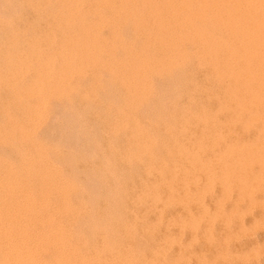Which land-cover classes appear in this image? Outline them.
<instances>
[{"label": "bare ground", "instance_id": "obj_1", "mask_svg": "<svg viewBox=\"0 0 264 264\" xmlns=\"http://www.w3.org/2000/svg\"><path fill=\"white\" fill-rule=\"evenodd\" d=\"M24 1H26V3H24V5L26 4V6H28V8L29 7L33 8V6L35 5L34 4L35 2L32 3V1H30V0H24ZM47 1L50 2L49 0H47ZM55 1H56L57 6L55 9H53V14H54L53 19L51 17V19L53 20L52 22L54 24V27L51 28L50 31H48V32L45 31V33L41 34V36H36L37 35L35 33L36 31L34 33L30 32V30L27 29L26 23L23 22L25 27H23L22 30L17 32V29H19V28H17L16 31H14V29L8 31L5 34V37H3L1 42H0V93L3 92L4 95H5V93L8 94V98H9V100L7 99L8 102L6 103L3 100L1 101V97H0V102H2L3 104L5 102V104L7 105L5 107H7L8 109H10V107H12L13 109L19 110V112L22 113V119L16 120L15 118L12 117L13 115L7 109L2 107L5 110V112L2 109L4 116H3V120L2 119H0V120L3 121V124L5 123L8 126H7V128L5 127V128H2V130H0V139H14V137H18V138L21 137L20 138L21 140L24 141L27 139L29 141L31 136H33L32 134L34 132V128L35 127L37 128L36 125H37L38 116L41 115V113L43 112V109L46 108L48 104H50L49 106L51 108L53 107L51 105V103H49V102L52 99H56V98L58 99V98L63 97V96H65V97L69 96L68 94L72 91V89L74 88V85L71 84L72 83L71 81H69L70 83H68V80L71 79V77L74 76L75 74L77 77L81 76V78H82V74L85 71L86 65L87 66L88 65H93V66L97 65L98 66V64H99V66H101V69H102L100 71H106L107 74L109 73V75L111 76L110 78L115 79L116 81H119L120 82L119 84L122 85L123 87H125V90L128 93V95L130 94V99L125 104V107H119V108L115 109V113L117 116L111 122L110 128L112 129L113 132H119V130H125V129L130 132L129 137L126 139L127 140L126 147L124 146L125 148L123 149V155H122L123 160L121 159L122 160L121 166L123 164L126 168H128V170H131L132 169L131 165L133 163H137L141 166H144V168H145L144 170H145V173L147 176V179H146L147 182H145L143 184L142 191L138 192L135 189L136 186L133 187V190L131 189L133 194H134V198H135L134 201L137 203H141L144 206L145 212L144 211L143 212L145 214L144 215L142 214L143 218H141V219H143V222L145 223L144 219H146L147 214H149V212H152L153 214H155V219L157 220V223H158V220L161 221L162 219H165L164 217H166L163 214V212H164V208L166 207L167 204L174 202V200H176V199H178V200L180 199V200H183L185 202L197 200L195 202V204L199 207V210L197 213L193 214L190 210H188L182 216L179 214L172 216L171 222L174 223L175 225L179 224V226H182L181 227L182 229L187 227V228H191V230H194L195 232H198L200 225L203 224V222H204L205 228H204V234L203 235H204V238H207L208 243L210 245L214 246L213 259L214 260L221 259V260L226 262L224 264H228V261L231 258L230 256H232L231 252L229 251V244H230L229 241H230V239H232V235L236 234V233L232 234L230 229H229L228 223H229V217L230 216H227V213L224 209L225 202H231V207H230L231 211H232L233 215L235 214L236 216H239V218L241 216L243 217L246 213L251 212V210L255 206L259 207L261 209V211H263L262 215L264 213V200H263L264 195H262L261 198L258 196L259 199L256 197L257 192H259V194H261V193L264 194V0H163L164 3L161 5L159 4L158 0L157 1L132 0L134 2V4H136L135 5L136 16L134 18H137L140 21H144L145 15H147V14L146 13L144 14L142 12L145 10H148L150 17L151 16L153 17L152 23L151 22L150 23L152 25V28L154 29V32H153V34H148V36L147 35L146 36H147V40H150V39L157 40L155 42H157V44H159L160 47H162V49H163L162 53H161L162 56H161V58H157L155 55V56H153L154 58L152 59V58L147 56L149 53L148 50H147V52H148L147 55L145 54V52H142V51H141L142 53L140 52L139 54H136L131 50V48L125 47L126 46L125 45L124 46L125 49L122 50L124 52V57H123L124 59L123 60H117V58L115 57L114 51H115V49H117L119 47L118 46L120 44V42H119V44L117 43V45L116 44L112 45V51H110L111 54L108 51V53H109L108 55L110 57L109 58L110 61L107 62L108 65H106V64L100 65V63H98V57H97L96 52L98 50L103 49L104 46L102 44V41H100L98 35L95 32L97 29H99L98 27L101 25V23H103L104 20H105L104 23H106L107 20L104 19L103 16L98 15L99 14L98 12H97L98 14H96V10L100 6H105V8L107 7L108 9L113 11V13H116V15H117V13H119L121 10H123L129 6L126 4H131V2H129V0H92V4L91 3L89 4L90 5L89 8H91L93 10V12L91 11L92 15L94 14L97 16L96 17L97 21L94 22V18H93V21L89 22L85 18V12H82V14H80V9L81 8L84 9V4H85L84 1L85 0H55ZM138 1H140V2H138ZM41 2H40V4H41ZM5 4H7V2H5ZM13 4L11 5V8H12ZM3 5H4V0H3ZM6 6H4V7H6ZM8 7H9V5L7 6V8ZM89 8L87 9V11H89ZM128 9H129V7H128ZM4 10H6V9L4 8ZM31 10L33 11V9H31ZM40 10H43V9L40 8ZM100 10H101V8H100ZM16 11H17V9H16ZM37 11H39V8L37 9ZM18 12H20V11L18 10ZM44 12H47V11H44ZM49 13H50V11H49ZM87 13H89V12H87ZM3 14H1V15H3ZM14 16H12V17H14ZM122 16L125 17L123 14H122ZM90 19H91V17H90ZM35 20L37 22V19H35ZM8 21H10V20H8ZM16 21H17V19H16ZM3 22H0V25L3 26V29L5 27L7 28V25L10 24V22H7L8 24L3 23ZM21 22H20V24H21ZM29 22H30V20H29ZM40 22H41V20H40ZM18 25H19V23L17 24V26ZM8 26L10 28V25H8ZM73 28L74 29L76 28V30L74 31ZM34 29H36V28H34ZM0 32H2V31H0ZM108 33H107V35H108ZM57 34H60V35L57 36ZM112 38H114V37H112ZM134 38H135V36H134ZM184 43L191 44V46L194 48V59H195L194 63L191 62V56L192 55L191 54L189 55L190 52L185 51V49L183 47ZM109 44H112V43H109ZM150 44L152 45V43H150ZM106 46H108V44ZM144 47H145V45L143 46V48ZM143 48H141V49H143ZM105 49H107V48H105ZM105 54H106V52H105ZM119 54H120V52H119ZM151 55H152V53H151ZM99 57H100V55H99ZM179 57L180 58L183 57L182 58L183 59L182 62H184L183 66L185 65L186 61H187V63L189 62V65L185 66L184 69H187L190 66L195 67V69H200V70L208 67L207 68L208 72L204 78V82H201V83H198L197 81L193 80L195 78V76L192 74H188V75L183 76V81H185L186 86H187L186 88H188V91H189V94L186 95L188 105L185 108V115L181 116L177 113H176V115L171 114L172 115L171 118H173V120L170 121L169 125H171V126L168 129H166V131H167L166 133L168 135L167 137H169V139H167L165 137L163 139H161L160 134L157 133L158 134L157 135L155 133L156 130L155 131L149 130L151 128L156 127V124L152 122L153 119L151 120V119L145 118L146 120H144L143 118L138 117L136 115V113L138 112V109L140 108L141 105H145V102H144L145 97L147 95H149V93H151L150 92L151 90H153V87L150 84L151 81L149 82V80L147 79V76L148 75H154V74L162 75L166 71H168L169 68L174 67V66L176 67V65H178V61H179L178 58ZM98 68L99 67H97V69ZM174 69L175 68H173V70ZM89 70H90V68H89ZM91 71H90V73H91ZM168 74L170 75V72H168ZM172 74L173 73H171V75ZM87 76L88 75H86V77ZM104 76H105V74H104ZM94 81L97 82V77L94 78ZM81 85L83 86V84H81ZM95 85H96V83H95ZM152 85H153V83H152ZM79 86H80V84H79ZM100 92H101V90H100ZM102 94H103V92H102ZM4 95H2V96H4ZM99 95H100V93H99ZM72 96H74V95H72ZM72 96H71V99H72ZM103 96H105V95H102V97ZM84 98L86 99L87 102L90 101V100L88 101V99H89L88 93L84 96ZM67 99H69V97H67ZM105 99H107V97ZM63 100H66V99H63ZM74 100H76V99H74ZM79 100H81V99L79 98ZM93 101H91V102H93ZM64 102H63V104H64ZM70 102H71V100H70ZM143 102H144V104H143ZM2 103H0V104H2ZM75 103H74V105L72 103V105L75 106ZM154 103H155V101H154ZM101 104H102V102H101ZM58 105H60V104H58ZM72 105L70 103L71 107H72ZM89 105H91V104H89ZM89 105H87V106H89ZM67 107H68V105H67ZM78 107H77V109H78ZM105 107L107 108V106H105ZM73 108L74 107H72V109ZM62 109H64V108H62ZM52 110H53V108H52ZM69 110H71V109H69ZM82 110H84V109H82ZM92 110H94V109H92ZM45 112L43 114H45ZM67 113H69V112H67ZM82 113H85V112L82 111ZM106 113H108V112H106ZM106 113H105V115H106ZM53 114H54V112H53ZM18 115H19V113H18ZM45 115L48 116L47 113ZM52 115H50V116H52ZM97 115H99V114L97 113ZM145 115H146V113H145ZM54 116H55V114L53 115V117ZM78 116H80V115H78ZM111 118H113V117H110V119ZM18 119H19V117H18ZM48 119L51 120L50 117H48ZM80 120H82V119H80ZM97 120H99V118ZM41 121H42V119H41ZM160 121H161L160 119H157V122H160ZM39 122H40V120H39ZM47 122H50V121L47 120ZM47 122H46V124H47ZM67 122H69V121H67ZM42 124H44V123H42ZM46 124H45V126L42 125L43 128L46 127ZM60 124H62V123H60ZM74 124H75V122H74ZM47 125L49 127V123ZM78 125H80V124H78ZM87 125H89V124H87ZM105 125H107V124H105ZM39 126H41V125H39ZM74 126H76V125H74ZM146 126H148V128H146ZM67 127H69V126H67ZM81 127H83V124ZM71 128H69L70 131H71ZM93 128H95V127H93ZM176 128H178V129L180 128V130H176ZM48 129H50V128H48ZM83 129H84V127H83ZM41 130H43V129H41ZM50 130H52V129H50ZM61 130H62V128H61ZM69 130H67V132ZM103 130H105V129H103ZM56 131H60V130L57 129ZM73 131H72V133H74ZM76 131H78V130H76ZM100 131H102V130H100ZM44 132H46V131H44ZM53 132H54V130H53ZM78 132H77V134H78ZM40 133H43V131L39 132V136H40ZM102 133H103V131H102ZM110 133H112V132H110ZM55 134H56V132H55ZM44 135H46V137H48L47 136L48 134H44ZM44 135H41L40 137H42V136L44 137ZM156 135L159 137H157ZM63 136H64V132H63ZM75 136H78V135H75ZM79 136H80V134H79ZM100 136H102V135H100ZM46 137H45V139H46ZM54 137L57 138V136H55V135H54ZM89 137H90V135H89ZM89 137L87 136V138H89ZM60 138L61 137H59V139ZM83 138H84V132H83ZM42 139H44V138H42ZM47 139H49V138H47ZM90 139L92 140V137ZM19 140H17V141H19ZM49 140H51V139H49ZM67 140L69 141V139H67ZM94 140H97V139H94ZM72 141H74V140H72ZM114 141H115V139H114ZM168 141L170 142L169 144H167ZM50 142H52V141H50ZM89 142H91V141H89ZM93 142H95V141L92 140V143ZM98 142H96V143H98ZM13 143H14V141H13ZM46 143H48L47 140H46ZM52 143H54V142H52ZM0 144H1V142H0ZM39 144L40 143L38 142V145H35L33 147L32 151L29 152L30 155H26L28 157L26 158L25 165H27V166L30 165L33 168V164L35 161H36L35 163H39L42 165L45 158H48V157H46L48 152H49L48 148H46L48 145H46V147H44V146L42 147ZM58 144H61V143H58ZM89 144H91V143H89ZM12 145H14V144H12ZM80 145H82V144H80ZM51 146L52 145H50V148H51ZM95 146H96V144H95ZM4 147H7V144H6V146L4 145ZM53 147H55V146L53 145ZM61 147H63V145ZM86 147H89V146L87 145ZM100 147H101V145H100ZM9 148H8V153H10ZM13 148H14L13 152H15V147H13ZM91 148H93V147H91ZM20 149L23 151V147ZM78 149H79V147H78ZM78 149H77V151H78ZM108 149H109V147L107 148V150ZM50 150H52V149H50ZM71 150L75 151L76 149L75 150L71 149ZM98 150H99V148L96 151H98ZM116 150L114 152L112 150V153H115V152L117 153ZM57 152H59V151H57ZM107 152L109 153V151H107ZM19 153H20V151H19ZM54 153L56 154V152H54ZM66 153H67V151H66ZM72 154H73V152H72ZM79 154H81V153H79ZM82 154H84V153H82ZM159 154H160V156H159ZM1 155H3V154H1ZM74 155H75V152H74ZM78 155H76V157ZM105 155H106V153H105ZM110 155H113V154H110ZM18 156H19V154H18ZM68 156H69V154H68ZM93 156H94V154H93ZM1 157H3V156H1ZM4 158H5V156H4ZM16 158L18 159V157H16ZM113 158H115V155H114V157H111V159H113ZM47 160L48 159H46V161ZM78 160H79V158H78ZM85 160H87V159H85ZM68 161H70V160H68ZM72 161H74V160H72ZM94 161H95V159H94ZM94 161L92 160V163H94V165H95ZM2 162L0 160V164H2ZM16 162H17V160H16ZM18 162H19V160H18ZM78 162H80V161H78ZM82 162H84V160ZM22 163H23V161H22ZM46 163H48V162H46ZM52 165H53V163H52ZM52 165L49 164V166H52ZM55 165H56V163H55ZM64 165H65V163H64ZM71 165L69 164L70 168L72 167ZM83 165H84V163H83ZM4 167H6V166H4ZM4 167H3V169H4ZM36 167H37V165H36ZM109 167H111V166H109ZM109 167H108V169H109ZM45 168H48V165H47V167L45 166ZM71 170H73V169H70V172H71ZM9 171H11V170H9ZM32 171H34V170H32ZM44 171H45V169H44ZM107 171H111V170H107ZM132 171H134V170H132ZM46 172L49 173V171H46ZM50 172H51V169H50ZM77 172H80L77 174H81V171H77ZM52 173H53V171H52ZM83 173L81 174L82 176H83ZM91 173H93V172L91 171ZM91 173L89 174L90 176H91ZM94 173H95V171H94ZM113 173H115V172L113 171ZM118 173H119V171H118ZM32 174H34V172ZM96 174H97V172H96ZM96 174H94V175H96ZM107 174H108V172H107ZM128 175H129V173H128ZM6 176H8V175H6ZM9 176H12V175H9ZM68 176H66V178H69ZM99 176H100V173H99ZM117 176H118V174H117ZM35 177H36V175H35ZM11 178H13V177H11ZM16 178H18V177H16ZM88 178L86 177V179H88ZM110 178L111 177H109V179ZM60 179L62 180V178H60ZM73 179L75 180V179H77V177L76 178L74 177ZM78 179H79V177H78ZM118 179L119 178L117 177V180ZM129 179H132V177ZM16 180L18 181L19 179H16ZM96 180L94 179V183ZM80 181H76V182L79 183ZM114 181L115 180H113L111 182L114 183ZM33 182H34V180H33ZM88 182H89V180H88ZM107 183H110V182H106V184ZM132 183H134V182H132ZM38 184H39V190L40 191H43V189L44 190L45 189H56V191L58 192V195L61 194L62 196H65L67 191L74 190V185H71L70 182H68V180L67 181L66 180L65 181L64 180L57 181L56 178H54V177L53 178L48 177V178L42 179V181ZM81 184H83V182ZM85 184H87V183L85 182ZM88 184H90V183H88ZM1 186L2 187H0V189H3V190H5L6 187L9 189H11V187L12 188L16 187L19 189L17 183L16 182H10V180L6 181V183L3 185L1 184ZM20 186H21V184H20ZM92 186H94V185H92ZM31 187L29 186L30 190H29V188L26 189V187H25V189H24L22 187V189H20V191H18L17 193H15V191H14L15 189H14L12 196L9 194L8 195L9 197H7V198H5L3 196L5 198V199L3 198L4 200L0 199V264H44V262L42 260L39 261L40 259L37 257V255H38L37 254V247H38V240L39 239L37 237H35V239L33 241H31L30 240V232L32 231L31 229H35V227L33 228L32 225L33 224L36 225L35 223L37 221H39V219L42 218L41 216H39L40 215L39 212L43 211L45 206L43 204V202H44L43 199H42V201H43L42 203L40 201V198L43 197L42 194L35 193L36 187H34V188H31ZM98 187H101V186H98ZM115 187H117V186H115ZM125 187H126V185H125ZM214 187L218 188V193H217L216 197L213 199L211 206L207 207L206 205H203V203H204L203 201H204L205 197L209 194V192ZM87 188H89V187H87ZM102 188L106 189V187H104V186H102ZM18 189H16V190H18ZM80 189H84V188H80ZM96 190H98L97 192H100L99 189H96ZM111 190H114V189H111ZM121 190L123 191V189H121ZM56 191L54 193H56ZM117 191H118V193H120L119 189ZM47 192H48V190H47ZM79 192L80 191H78V193ZM81 192H82V190H81ZM112 192H115V191H112ZM109 193L110 192L107 193V197L109 196L108 195ZM125 193H123V194H125ZM127 194L128 193H126V195ZM76 195H77V193H76ZM96 195H97V193H96ZM98 195L100 196V194H98ZM112 195L114 196V193ZM78 196H80V193ZM78 196H77V198H78ZM102 196H105V195L103 194ZM116 196H115V198H116ZM37 197H38V200H37ZM60 197H59V199H60ZM107 197H106V199H107ZM110 197L112 198V196H110ZM124 197H125V195H124ZM99 198H101V197H99ZM121 198L123 199V197H121ZM106 199H104V200H106ZM110 199H109V201H111ZM159 199L160 200L162 199L161 202H159ZM83 200L82 201L80 200V201L83 202ZM113 200H115V199H113ZM125 200H126V198H125ZM60 202H62V203H60V205L62 204L61 206L63 207V209H67L66 208V206H67L66 201L62 200ZM115 202H117V201H115ZM56 204H58L57 201H56ZM96 204L97 205H95V207L98 206V202ZM132 204L134 205L133 202H132ZM51 205H52V202H51ZM84 205H86V204H84ZM70 206L71 205H69V207ZM91 206H93V205H91ZM112 206H113V204H112ZM126 206L127 205H125V207ZM75 207H76V204H75ZM128 207H130V206H127L126 208L128 209ZM50 208H48V209H50ZM112 208L117 209V207H115V205ZM120 208L122 210L123 207L120 206ZM140 208H141V206H140ZM79 210H81V209H79ZM92 210H95V209L92 208ZM104 210H105V208H104ZM111 210H113V209H111ZM52 211H57V209L54 208ZM83 211H81L79 216H77V217L80 218ZM89 211H91V210H89ZM115 211H118V209ZM91 212H93V211H91ZM99 212L100 211H98L97 213H99ZM101 212L103 214V211H101ZM123 212H124V210H123ZM77 213H79V212L77 211ZM104 213H106V212H104ZM122 213H120V215ZM232 213H231V215H232ZM75 214H76V212H75ZM83 214H85V213H83ZM89 214H92V213H89ZM43 215H45L44 212H43ZM99 215H100V213H99ZM106 215H108V214H106ZM126 215H128V213ZM89 216L91 218V215H89ZM83 217H81V219ZM87 217H88V215H87ZM130 217H132V216H130ZM68 218H70V217H68ZM92 218H94V217H92ZM111 218H112V216H111ZM132 218H134V217H132ZM42 219L48 221V219H51V216L50 215L48 216L46 213V216H43ZM84 219H86V218H84ZM149 219H150V217L148 218V220ZM217 219L223 221L224 224H226V228H227L226 233L221 235V236H218V237L214 236L215 234H214V226H213ZM57 220H59V219H57ZM75 220H76V218H75ZM127 220H129V219H127ZM47 221H45V222L47 223ZM110 221L112 222V219ZM140 221H141L140 223H142V220H140ZM253 221H254L255 227H258V226L260 227V225H262L261 224L262 221H264V216L259 215V217L255 218ZM39 222H41V221H39ZM95 222H97V221H95ZM101 222H103V221H101ZM75 223H73V224H75ZM78 223H77V227H79ZM164 223H166V222H164ZM41 224H43V223H41ZM68 224H70V222ZM83 224H85V223H83ZM86 224H89V223H86ZM96 224L97 223H95V225ZM107 224H109V223H107ZM111 224H113V222ZM46 225H49V224H46ZM91 225H93V222ZM56 226L57 227L55 230V234L60 233L62 235V233H64V231H63L64 226L62 224H57ZM72 226H74V225H72ZM109 226H111V225H109ZM128 226H129V223H128ZM150 226H151V223H150ZM44 227H45V225H44ZM50 227H46L45 230L47 228H50ZM52 227H55V226H52ZM85 227L86 226H84V230H85ZM111 227H113V226H111ZM146 227H148V225H146ZM152 227L155 228V226H153V225H152ZM165 227H166V225H165ZM37 228H39V227H37ZM42 228H43V225H42ZM42 228H40V232H41ZM80 228L83 229L82 226ZM86 228H90V227L88 226ZM97 228H98V226H97ZM167 228H168V225H167ZM76 229H74V230H76ZM82 229H80V230H82ZM242 229L244 230V227ZM89 230H88V232H89ZM132 230L135 231V227ZM68 231H69V229H68ZM79 231L77 232V234L79 233ZM100 231H102V230H100ZM100 231L98 233H100ZM147 231H149V230H147ZM88 232H87V234H90ZM90 232L93 235V233H92L93 230ZM114 232H111V233L113 234ZM155 232H156V230H155ZM44 233H47V232H44ZM66 233L68 234V232H66ZM105 233L107 234V232H105ZM117 233H118V231H117ZM157 233H158V231H157ZM243 233H244V231H243ZM51 234H53V233H51ZM74 234H73V236H74ZM56 235H58V234H56ZM83 235L85 236V234H83ZM92 235H90V236H92ZM155 235H157V234H155ZM43 236H44V234H43ZM185 236H186V234H185ZM122 237H123V235H122ZM151 237H152V235H151ZM190 237H191V235H190ZM234 237H236V236H233V238ZM67 238H68V235H67ZM57 239H55V240L57 241ZM90 239H91V237H90ZM90 239H89V241H90ZM136 239H138V238H136ZM155 239H156V237L154 238L153 245L156 244ZM191 239L194 240V238H191ZM44 240H45V238H44ZM64 240H65V238H64ZM107 240H108V238H107ZM161 240H163V243H164L163 246H165L169 243L170 244L175 243L177 238L166 235V236L162 237ZM178 240H181L180 237H178ZM51 241H53V240L51 239ZM72 241H73V239H72ZM130 241H131V239H130ZM65 242H67V240H65ZM115 242H116V240H115ZM177 242L178 241H176V244H177ZM70 243H71V241H70ZM70 243H67V244L69 245ZM86 243H87V245L89 244V242H86ZM107 243L109 244L110 241H108ZM71 244L69 246H71ZM75 244H73V245H75ZM79 244H80V241H79ZM102 244H103V242H102ZM149 244H151V243L149 242ZM188 244H190V243H188ZM60 245L62 246V242ZM77 245H78V243H77ZM87 245H84V246H86V247L90 246V245L89 246H87ZM72 246H71V248H72ZM109 246H110V244H109ZM74 247L75 246H73V248ZM66 248H68V247H66ZM79 248L80 247H78L77 249H79ZM117 248H118V246H117ZM205 248H206V246H205ZM61 249H63V248H61ZM172 249H175V248H171V251H170L171 254H172ZM49 250H50V248H49ZM80 250H79V252H80ZM89 250H90V248H89ZM104 250H105V247H104ZM72 251H73V249H72ZM150 251H152V250H150ZM261 251H264V243L262 246H260L256 249L249 248L245 252L244 251H243V253L241 252L242 254H235V255L238 258H244V259L248 260V259L255 257ZM46 252H47V250H46ZM101 252H102V250H101ZM39 253H41V252H39ZM112 253H114V250ZM141 253H143V252H141ZM70 254H72V253H70ZM73 254H74V252H73ZM92 254H94V253L92 252ZM97 254H99V253H97ZM110 254H111V252H110ZM50 255H52V254H50ZM57 255H59V254H57ZM86 255H89L88 252H87V254H85V257H86ZM107 255L108 254H106V256ZM138 255H140V253ZM142 255H140V257ZM153 255H154V258H152V257L144 258V261H145L144 264H176L177 261H181L184 259L183 256L181 255L182 257H177L173 261H168L165 258V252H164L163 248L154 250ZM43 256L44 255H42V258H43ZM68 256H69V254H68ZM94 256H95V254H94ZM103 256H104V254H103ZM103 256H100V257H103ZM146 256H148V255L146 254ZM146 256H143V257H146ZM69 257H71V256H69ZM79 257L84 258V256L83 257L79 256ZM79 257H78V259H79ZM167 257H168V254H167ZM72 258H73V256H72ZM190 258H191V256H190ZM192 258H193V256H192ZM196 259H197L196 264H206L207 263L206 261L203 260V257H201L199 255H196ZM46 260H48V259H46ZM51 261L52 260H50V262ZM66 261H65V263H66ZM75 261H77V259H75ZM75 261L73 264H75ZM81 261H83V260H81ZM139 261H141V260L139 259ZM107 262H108V259H107ZM122 262H124V261L120 260L119 264H123ZM133 262L134 261H132V263ZM76 263H78V262H76ZM82 263L83 262H81V264ZM88 263H91V262H88ZM96 263H97V261L94 262V264H96ZM124 263L126 264V262H124Z\"/></svg>", "mask_w": 264, "mask_h": 264}, {"label": "rangeland", "instance_id": "obj_2", "mask_svg": "<svg viewBox=\"0 0 264 264\" xmlns=\"http://www.w3.org/2000/svg\"><path fill=\"white\" fill-rule=\"evenodd\" d=\"M2 1V2H1ZM11 1V2H10ZM32 1V3H34L35 5L32 7H29L26 6V4L24 5V3H26V1L24 0H4V5H3V0H0V22H3V23H7V22H10V28L9 26L7 25V28L5 27L3 29V26L0 25V42L2 40L3 37H5V34L10 31V30H13L16 31L17 28V32L22 30L23 27H25V25L23 24V22L26 23V26H27V29L30 30V32H35L37 35L36 36H41V34H44L45 31L48 32L51 30V28L54 27V24H53V9L56 8V1L55 0H49L50 2H48L47 0H30ZM42 1V2H41ZM151 1H157V0H151ZM5 2H7V4H5ZM21 2V3H20ZM23 2V3H22ZM41 2V4H40ZM45 2V3H44ZM85 4H84V9H80V14H82V12H85V18L87 21L89 22H92L93 21V18H94V22L97 21V16L96 15H92L91 11L93 12V10L91 8H89V4L91 3L92 4V0H85L84 1ZM127 2V1H126ZM129 2H131V4H126V5H129V9L128 7L121 10L119 13H113V11H111L110 9H108L107 7L105 8V6H100L97 10H96V14L98 15H101L104 17V19L107 20L106 23L105 20L103 23H101V25L98 27L99 29L96 30V34L98 35L100 41H102V44H103V49L101 50H98L96 53H97V57H98V63H100V65L102 64H106L108 65L107 62L110 61V57H109V53L110 51H112V45L113 44H116L117 43L120 44L118 45L119 47L117 49H115L114 53H115V57L117 58V60H123L124 58V52L122 50L125 49V47H128V48H131V50L136 53V54H139L141 51L142 52H145V54L147 55L148 53V57L150 58H154L153 56L156 55L157 58H161V53H162V47H160L159 44H157V40L155 39H150V40H147V36L148 34H153L154 32V29L152 28V20H153V17L149 15V11L148 10H145L143 11L142 13H146L147 15H145V19L144 21H140L139 19L137 18H134L136 16L135 14V5L134 2L132 0H129ZM140 2V1H138ZM159 4H163V0H158ZM9 3V4H8ZM13 4L12 8H11V5ZM39 3V4H38ZM51 3V4H50ZM19 4V5H18ZM53 4V5H52ZM9 5V7L7 8V6ZM132 5V6H131ZM6 6V7H4ZM42 6V7H41ZM45 6V7H44ZM134 6V7H133ZM15 7V8H14ZM18 7V8H17ZM36 7V8H35ZM44 7V8H43ZM4 8L6 10H4ZM10 8V9H9ZM14 8V9H13ZM39 8V11H37V9ZM43 9V10H40ZM89 8V11H87V9ZM101 8V10H100ZM105 8V9H104ZM17 9V11H16ZM33 9V11L31 10ZM36 11H35V10ZM2 10V11H1ZM18 10L20 12H18ZM23 10V11H22ZM27 10V11H26ZM16 11V12H15ZM30 11V12H29ZM44 11H47V12H44ZM50 11V13H49ZM111 11V12H110ZM130 11V12H129ZM5 14H3V13ZM43 12V13H42ZM89 12V13H87ZM98 12V13H97ZM11 13V14H10ZM15 13V14H14ZM32 13V14H31ZM39 13V14H38ZM131 13V14H130ZM3 14V15H1ZM13 14V15H12ZM23 14V15H22ZM111 14V15H110ZM122 14L125 16L123 17ZM15 15V16H14ZM20 15V16H19ZM91 15V16H90ZM11 16V17H10ZM14 16V17H12ZM48 16V17H47ZM50 16V17H49ZM113 16V17H112ZM129 16V17H128ZM3 17V18H2ZM5 17V18H4ZM37 17V18H36ZM42 17V18H41ZM52 17V19H51ZM91 17V19H90ZM7 18V19H6ZM17 21H16V19ZM33 18V19H32ZM37 19V22L35 19ZM117 18V19H116ZM127 18V19H126ZM19 19V20H18ZM39 19V20H38ZM110 19V20H109ZM151 19V20H150ZM10 20V21H8ZM30 20V22H29ZM41 20V22H40ZM115 20V21H114ZM122 22H121V21ZM6 21V22H5ZM22 21V22H21ZM120 21V22H119ZM21 22V24H20ZM48 24H47V23ZM112 22V23H111ZM141 22V23H140ZM151 22V23H150ZM19 23V25L17 26V24ZM46 24V25H45ZM107 24V25H106ZM148 24V25H147ZM21 25V26H20ZM52 25V26H51ZM118 25V26H117ZM145 25V26H144ZM13 26V27H12ZM38 26V27H37ZM102 26V27H101ZM117 27V28H116ZM149 27V28H148ZM2 28V29H1ZM36 28V29H34ZM116 28V29H115ZM9 29V30H8ZM47 29V30H46ZM104 29V30H103ZM109 29V30H108ZM135 29V30H134ZM38 30V31H37ZM73 30L75 31L76 28ZM139 30V31H138ZM5 31V32H4ZM102 31V32H101ZM118 31V32H117ZM29 32V31H28ZM100 32V33H99ZM106 32V33H105ZM109 32V33H108ZM128 32V33H127ZM135 32V33H134ZM108 33V35H107ZM111 33V34H110ZM134 33V34H133ZM144 34V35H143ZM60 34H57V36H59ZM118 35V36H117ZM147 35V36H146ZM135 36V38H134ZM146 36V37H145ZM104 37V38H103ZM114 37V38H112ZM121 38V39H120ZM131 38V39H130ZM134 39V40H133ZM112 40V41H111ZM141 40V41H140ZM110 41V42H109ZM129 41V42H128ZM132 41V42H131ZM139 41V42H138ZM114 42V43H113ZM116 42V43H115ZM131 42V43H130ZM152 43V45L150 43ZM105 43V44H104ZM109 43H112V44H109ZM149 43V44H148ZM108 44V46H106ZM141 44V45H140ZM147 44V45H146ZM126 45V46H125ZM133 45V46H132ZM145 45V47L143 48V46ZM187 45V46H186ZM125 46V47H124ZM135 49H134V48ZM151 47V48H150ZM183 47L185 49L186 52H190L189 55L191 54V62H195V59H194V48L191 46V44H187V43H184L183 44ZM107 48V49H105ZM143 48V49H141ZM149 48V49H148ZM153 48V49H152ZM177 48V47H176ZM193 48V49H192ZM134 49V50H133ZM138 49V50H137ZM137 50V51H136ZM148 50V52H147ZM192 50V51H191ZM106 54H105V52ZM109 51V53H108ZM117 52V53H116ZM120 52V54H119ZM141 52V53H142ZM152 53V55H151ZM100 57H99V55ZM104 54V55H103ZM111 54V53H110ZM118 56H117V55ZM122 54V55H121ZM102 55V56H101ZM103 57V58H102ZM102 60H100V59ZM120 58V59H119ZM183 58V57H182ZM182 58H178V65H176V67H171L169 68L168 71H166L164 74L162 75H157V74H154V75H148L147 76V79L149 80L151 86L153 87V90H151L149 93V95H147L145 97V105H141L140 108L138 109V112L136 113V115L138 117H141L143 118L144 120L146 119H153L152 122L156 124V127L155 128H151L149 129L150 131H155V133L157 134H160V137L161 139H163L164 137L169 139V137H167V131L166 129H168L171 125L170 124V121L173 120L172 115L176 113L181 115V116H184L185 115V108L187 107L188 105V102H187V94H189V91H188V88H186V83L185 81H183V76L185 75H188V74H192L195 76V78L193 80L197 81L198 83H201V82H204V78L208 72V67L207 68H203V69H195V67H188L187 69H184L185 66H188L189 65V62L187 63V61L185 62V65L183 66V59ZM106 59V60H105ZM105 60V61H104ZM194 60V61H193ZM182 63H181V62ZM187 64V65H186ZM183 66V67H182ZM90 70H89V68ZM97 67H99L97 69ZM192 67V68H191ZM173 68H175L173 70ZM88 69V70H87ZM97 69V70H96ZM92 70V71H91ZM102 70L101 69V66H93V65H86L85 66V71L84 73L82 74V78L81 76L77 77L76 74L74 76L71 77V79L68 80V83H70L69 81H71L72 85H74V90L72 89V91L68 94L69 96V99H67V97L63 96V97H60V98H56V99H52L49 103H51V105L53 106V110L52 108L49 106L50 104L47 105L46 108L43 109V112L41 113L40 116H38L37 118V128L35 129L34 128V132H33V136H31L30 140L28 141L27 139L26 140H21L20 138L21 137H14V139H0V142H1V146H0V160L2 162V164H0V187L1 184H5L6 181H9L10 182H16L19 189L18 188H12L9 189L6 187L5 190L3 189H0V199H3L4 197L7 198L9 197L8 195L10 194L12 196V193L15 191V193H17L18 191H20V189H22V187L25 189H28L29 186L32 187L31 188H34L36 187V192L37 194H42V198H40V201L41 203L43 202L44 204V209L43 211H40L39 212V216H41L43 218V216H46V213L47 215L51 216V219H48L47 220H43L42 218L39 219V221H37L35 224L36 225H32L33 228L35 227V229H31L30 231V240L33 241L35 239V237H37L39 240H38V247H37V257L40 259L39 261H43L44 264H73L75 259H77V261H75V264H81V262H83L82 264H94V262L97 261L96 264H119V261L120 260H123L124 262H126V264H144L145 261H144V258H149V257H152L154 258V255H153V252L154 250L156 249H161L163 248L164 249V252H165V258L168 260V261H173L175 260V258L177 257H182L183 256V260L181 261H177L176 264H196L197 263V259H196V255H199L201 257H203V260L206 261L207 263L206 264H224L226 263L225 261L221 260V259H218V260H214L213 259V254H214V246L213 245H210L207 241V238H204V228H205V223L203 222V224L200 225L199 227V230L198 232H195L194 230H191V228H181L182 226H179V224H174L171 222V218L172 216L174 215H184L185 212H187L188 210H190L193 214L197 213L198 210H199V207L195 204V202L197 200H194V201H190V202H185L183 200H174V202L172 203H169L166 205V207L164 208V212L163 214L168 218L164 217L165 219H162L161 221L158 220V223H157V220L155 219V214H153L152 212H149V214H147L146 216V219H144L145 223L143 222V216L142 214L144 215L145 213V210H144V206L141 204V203H137L134 201V194L132 192L133 190V187H135V189L138 191V192H141L142 191V188H143V184L145 182H147V176H146V173H145V168L144 166H141L137 163H133L131 166V170H128V168H126L123 164L121 166V161L123 160V149L126 147V142H127V138L129 137L130 135V132L128 130H119V132H113L112 129L110 128V124L111 122L116 118V113H115V109L116 108H119V107H125V104L127 103V101H129L130 99V94L128 95V93L126 92L125 90V87H123L122 85H120L119 81H116L115 79H112L110 78L111 76L109 75V73L107 74L106 71H100ZM88 71V72H87ZM91 71V73H90ZM197 71V72H196ZM101 72V73H100ZM104 72V73H103ZM168 72H170V75L168 74ZM179 72V73H178ZM188 72V73H187ZM86 73V74H85ZM171 73H173L171 75ZM185 73V74H184ZM199 73V74H198ZM105 74V76H104ZM86 75H88L86 77ZM169 75V76H168ZM101 78H100V77ZM159 76V77H158ZM97 77V82L94 81V78ZM182 77V78H181ZM99 78V79H98ZM107 78V79H106ZM110 78V79H109ZM174 78V79H173ZM103 79V80H102ZM105 79V80H104ZM76 80V81H75ZM84 80V81H83ZM92 80V81H91ZM199 80V81H198ZM83 82V83H82ZM96 83V85H95ZM99 83V84H98ZM110 83V84H109ZM153 83V85H152ZM159 83V84H158ZM80 84V86H79ZM83 84V86L81 85ZM91 84V85H90ZM102 86H101V85ZM115 86H114V85ZM158 85V86H157ZM76 86V87H75ZM90 88H89V87ZM97 86V87H96ZM111 86V87H110ZM157 86V87H156ZM100 87V88H99ZM104 87V88H103ZM77 88V89H76ZM92 88V89H91ZM95 88V89H94ZM109 88V89H108ZM89 89V90H88ZM98 89V90H97ZM170 89V90H169ZM101 90V92H100ZM103 90V91H102ZM106 90V91H105ZM177 90V91H176ZM75 92V93H74ZM91 92V93H90ZM94 92V93H93ZM100 95H99V93ZM103 92V94H102ZM88 93V101H86V99L84 98V96ZM156 93V94H155ZM181 93V94H180ZM80 94V95H79ZM155 94V95H154ZM4 95L3 92L0 93V97H1V101H5L6 103L8 102L9 98H8V94L5 93V97L2 96ZM74 95V96H72ZM78 95V96H77ZM82 95V96H81ZM91 95V96H90ZM102 95H105L102 97ZM127 97H126V96ZM157 95V96H156ZM71 96H72V99H71ZM111 96V97H110ZM4 97V98H3ZM65 97V98H64ZM81 100H79V98ZM107 97V99H105ZM114 97V98H113ZM124 97V98H123ZM158 97V98H157ZM172 98V99H171ZM8 99V100H7ZM63 99H66V100H63ZM76 99V100H74ZM83 99V100H82ZM104 99V100H103ZM111 99V100H110ZM157 99V100H156ZM7 100V101H6ZM54 100V101H53ZM57 100V101H56ZM71 100V102H70ZM95 102H94V101ZM102 100V101H101ZM160 100V101H159ZM177 100V101H176ZM65 101V102H64ZM77 101V102H76ZM86 101V102H85ZM93 101V102H91ZM102 104H101V102ZM155 101V103H154ZM180 101V102H179ZM2 103L0 104V119L3 120V111L5 112V109H7L13 116V118H15L16 120H20L22 119V113L19 112V110H15L13 109L12 107H10V109H8L6 104ZM53 102V103H52ZM64 102V104H63ZM77 104H76V103ZM105 102V103H104ZM143 102V104H144ZM70 103L72 105H74L75 103V106L72 105V107H76L74 110L72 109V107L70 106ZM80 103V104H79ZM83 103V104H82ZM105 105H104V104ZM57 104V105H56ZM60 104V105H58ZM91 104V105H89ZM101 104V105H100ZM62 105V106H61ZM65 105V106H64ZM68 105V107H67ZM79 107H78V106ZM89 105V106H87ZM97 105V106H96ZM110 105V106H109ZM152 105V106H151ZM175 105V106H174ZM186 105V106H185ZM86 106V107H85ZM107 106V108L105 107ZM3 107V108H2ZM71 107V108H70ZM78 107V109H77ZM81 107V108H80ZM84 107V108H83ZM93 107V108H92ZM144 107V108H143ZM155 107V108H154ZM64 108V109H62ZM80 108V109H79ZM102 108V109H101ZM143 108V109H142ZM180 108V109H179ZM182 108V109H181ZM3 109V111H2ZM47 109V110H46ZM50 109V110H49ZM56 109V110H55ZM61 109V110H60ZM71 109V110H69ZM82 109H86L85 111L82 110ZM94 109V110H92ZM114 109V110H113ZM169 109V110H168ZM58 110V111H57ZM64 110V111H63ZM77 110V111H76ZM79 110V111H78ZM85 112V113H82V111ZM92 110V111H91ZM112 110V111H111ZM46 111V112H45ZM50 111V112H49ZM62 111V112H61ZM114 111V112H113ZM45 112V114L47 113V115L43 114ZM53 112L55 114V118L53 117ZM65 112V113H64ZM69 112V113H67ZM71 112V113H70ZM77 112V113H76ZM80 112V113H79ZM94 112V113H93ZM108 112V113H106ZM110 112V113H109ZM19 113V115H18ZM59 113V114H58ZM82 113V114H81ZM90 113V114H89ZM97 113L99 115H97ZM106 113V115H105ZM146 113V115H145ZM181 113V114H180ZM15 114V115H14ZM21 114V115H20ZM53 114V115H52ZM68 114V115H67ZM72 114V115H71ZM172 114V115H171ZM52 115V116H50ZM80 115V116H78ZM87 115V116H86ZM90 115V116H89ZM111 115V116H110ZM60 116V117H59ZM62 116V117H61ZM64 116V117H63ZM72 116V117H71ZM77 116V117H76ZM92 116V117H91ZM99 116V117H98ZM19 117V119H18ZM48 117H50L51 120L48 119ZM58 117V118H57ZM81 117V118H80ZM103 117V118H102ZM107 119H106V118ZM110 117H113L110 119ZM152 117V118H151ZM165 117V118H164ZM54 118V119H53ZM79 118V119H78ZM99 118V120H97ZM146 118V119H145ZM14 119V120H15ZM42 119V121H41ZM45 121H44V120ZM53 119V120H52ZM82 119V120H80ZM105 119V120H104ZM157 119H160L161 121L160 122H157ZM40 120V122H39ZM50 121V122H47ZM60 120V121H59ZM75 120V121H74ZM77 120V121H76ZM80 120V121H79ZM58 121V122H57ZM69 121V122H67ZM75 124H74V122ZM99 121V122H98ZM102 121V122H101ZM49 123V127L48 125L46 124ZM71 122V123H70ZM81 122V123H80ZM44 123V124H42ZM62 123V124H60ZM70 123V124H69ZM104 123V124H103ZM46 124V127L43 128V126H45ZM80 124V125H78ZM83 124V127H81ZM89 124V125H87ZM107 124V125H105ZM163 124V125H162ZM39 125H43L42 127L39 126ZM58 125V126H57ZM61 125V126H60ZM76 125V126H74ZM86 125V126H85ZM103 125V126H102ZM8 125H6L5 123L3 124V121L0 120V130H2V128H7ZM53 126V127H52ZM64 126V127H63ZM69 126V127H67ZM88 126V127H87ZM90 126V127H89ZM161 126V127H160ZM52 127V128H51ZM56 127V128H55ZM67 127V128H66ZM73 129H72V128ZM81 127V128H80ZM95 127V128H93ZM160 127V128H159ZM163 127V128H162ZM52 130H50V129ZM54 128V129H53ZM62 128V130H61ZM69 128H71V131L69 130ZM80 128V129H79ZM146 128H148V126H146ZM163 130H162V129ZM39 131H38V130ZM43 129V130H41ZM60 130V131H56V130ZM65 129V130H64ZM88 131H87V130ZM105 129V130H103ZM129 129V128H128ZM54 130V132H53ZM67 130H69L67 132ZM74 130V131H73ZM78 130V131H76ZM90 130V131H89ZM92 130V131H91ZM94 130V131H93ZM102 130V131H100ZM148 130V131H149ZM165 130V131H164ZM176 130H180V128H176ZM43 131L44 134H48L46 137V135H44L43 133H40V136L41 135H44V137H40L39 136V132ZM44 131H48L47 133L44 132ZM72 131L74 133H72ZM81 131V132H80ZM101 133H100V132ZM36 132V133H35ZM56 132V134H55ZM62 132V133H61ZM63 132H64V136H63ZM78 132V134H77ZM83 132H84V138H83ZM88 134H87V133ZM112 132V133H110ZM86 133V134H85ZM154 133V132H153ZM164 133V134H163ZM58 134V135H57ZM61 134V135H60ZM67 134V135H66ZM72 134V135H71ZM74 134V135H73ZM80 134V136H79ZM82 134V135H81ZM98 134V135H97ZM109 134V135H108ZM157 134V135H158ZM166 134V135H165ZM51 135V136H50ZM57 136L56 137H54ZM69 135V136H68ZM75 135H78V136H75ZM90 135V137H89ZM96 135V136H95ZM102 135V136H100ZM156 135V136H157ZM16 136V135H15ZM36 136V137H35ZM67 136V137H66ZM87 136L89 138H87ZM46 137V139H45ZM59 137H61L59 139ZM63 137V138H62ZM71 137V138H70ZM78 137V138H77ZM80 137V138H79ZM92 137V140L95 141L92 143V140L90 139ZM95 137V138H94ZM98 137V138H97ZM100 137V138H99ZM108 137V138H107ZM113 137V138H112ZM159 137V136H157ZM16 138V139H15ZM44 138V139H42ZM51 140H49V139ZM74 138V139H73ZM97 139V140H94V139ZM120 138V139H119ZM20 139V140H19ZM53 139V140H52ZM65 141H64V140ZM69 139V141L67 140ZM77 139V140H76ZM82 139V140H81ZM99 139V140H98ZM115 139V141H114ZM166 139V140H167ZM12 140V141H11ZM19 140V141H16ZM40 140V141H39ZM45 140V141H44ZM46 140L48 143H46ZM49 140V141H48ZM74 140V141H72ZM14 141V143H13ZM54 143H52V142ZM56 141V142H55ZM72 141V142H71ZM78 141V142H77ZM81 141V142H80ZM91 141V142H89ZM99 141V142H98ZM110 141V142H109ZM38 142L40 143L39 145L40 146H44L46 147V145H48L46 148H48L49 152L47 154L46 157L48 158H45V160L43 161V164H39V163H35L33 164V168L32 166H27L25 165V162H26V158L28 156L26 155H30V151H32L33 147L35 145H38ZM44 142V143H43ZM88 142V143H87ZM98 142V143H96ZM125 144H124V143ZM11 143V144H10ZM26 143V144H25ZM29 143V144H28ZM34 143V144H33ZM58 143H61V144H58ZM82 145H80V144ZM91 143V144H89ZM96 146H95V144ZM170 142L168 141L167 144H169ZM7 144V147H4V145L6 146ZM9 144V145H8ZM14 144V145H12ZM17 144V145H16ZM23 144V145H22ZM76 144V145H75ZM89 147H86L87 145ZM21 145V146H20ZM50 145L51 148H50ZM53 145L55 147H53ZM63 145V147H61ZM66 145V146H65ZM78 145V146H77ZM85 147H84V146ZM99 145V146H98ZM101 145V147H100ZM3 146V147H2ZM18 146V147H17ZM20 146V147H19ZM31 146V147H30ZM59 146V147H58ZM65 146V147H64ZM107 146V147H106ZM114 146V147H113ZM125 146V147H124ZM10 147V148H9ZM15 147V152H13L14 148ZM23 147V151L20 149ZM30 149H28V148ZM67 147V148H66ZM81 150H79L78 149ZM93 147V148H91ZM109 147V149L107 150V148ZM8 148H9V152L8 153ZM12 148V149H11ZM25 148V149H24ZM66 148V149H65ZM70 148V149H69ZM99 148V150L101 151H96L97 149ZM101 148V149H100ZM12 151H11V150ZM20 153H19V151ZM28 149V150H27ZM52 149V150H50ZM60 149V150H59ZM71 149H76L75 151L71 150ZM78 149V151H77ZM84 149V150H83ZM111 149V150H110ZM117 149V150H116ZM86 150V151H85ZM103 150V151H102ZM112 150L113 152L116 150L117 153H112ZM26 151V152H25ZM59 151V152H57ZM64 151V152H63ZM67 151V153H66ZM69 151V152H68ZM84 151V152H83ZM109 151V153L107 152ZM111 151V152H110ZM12 152V153H11ZM56 152V154L54 153ZM63 152V153H62ZM73 152V154H72ZM74 152H75V155H74ZM95 152V153H94ZM24 153V154H23ZM65 153V154H64ZM81 153V154H79ZM84 153V154H82ZM88 153V154H87ZM99 153V154H98ZM106 153V155H105ZM119 153V154H118ZM3 154V155H1ZM11 154V155H10ZM16 154V155H15ZM19 154V156H18ZM59 154V155H58ZM69 154V156H68ZM79 154V155H78ZM94 154V156H93ZM110 154H113V155H110ZM73 155V156H72ZM76 155H78L76 157ZM84 155V156H83ZM87 155V156H86ZM97 155V156H96ZM115 155V158L111 159V157H114ZM3 156V157H1ZM5 156V158H4ZM22 156V157H21ZM80 156V157H79ZM83 156V157H82ZM91 156V157H90ZM120 156V157H119ZM160 156V154H159ZM10 157V158H9ZM18 157V159L16 158ZM34 157V156H33ZM57 157V158H56ZM73 157V158H72ZM108 157V158H107ZM10 160H9V159ZM21 158V159H20ZM67 158V159H66ZM72 158V159H71ZM79 158V160H78ZM83 158V159H82ZM92 158V159H91ZM46 159H48L46 161ZM50 159V160H49ZM59 159V160H58ZM87 159V160H85ZM95 159V161H94ZM98 159V160H97ZM122 159V160H121ZM6 160V161H5ZM14 162H13V161ZM17 160V162H16ZM19 160V162H18ZM25 160V161H24ZM53 160V161H52ZM62 160V161H61ZM65 160V161H64ZM70 160V161H68ZM74 160V161H72ZM84 160V162H82ZM92 160L95 162V165L94 163H92ZM21 161V162H20ZM23 161V163H22ZM51 161V162H50ZM59 161V162H58ZM72 161V162H71ZM80 161V162H78ZM114 161V162H113ZM48 162V163H46ZM77 162V163H76ZM87 162V163H86ZM99 162V163H98ZM12 163V164H11ZM53 163V165H52ZM56 163V165H55ZM67 166H65L64 165ZM67 163V164H66ZM82 165H81V164ZM84 163V165H83ZM113 163V164H112ZM120 163V164H119ZM52 165V166H49ZM60 164V165H59ZM69 164L72 166L70 168ZM102 164V165H101ZM112 164V165H111ZM10 165V166H9ZM37 165V167H36ZM48 165V168H45V166L47 167ZM91 165V166H90ZM108 165V166H107ZM6 166V167H4ZM12 166V167H11ZM17 166V167H16ZM43 166V167H42ZM83 166V167H82ZM96 166V167H95ZM104 166V167H103ZM111 166V167H109ZM134 166V167H133ZM4 167V169H3ZM14 167V168H13ZM28 167V168H27ZM55 169H54V168ZM77 169H76V168ZM88 167V168H87ZM90 167V168H89ZM109 167V169H108ZM31 168V169H30ZM35 168V169H34ZM73 169L71 170L70 172V169ZM84 168V169H83ZM94 168V169H93ZM96 168V169H95ZM106 168V169H105ZM112 168V169H111ZM11 171H9V170ZM13 169V170H12ZM45 169V171H44ZM50 169H51V172H50ZM76 171H75V170ZM92 169V170H91ZM17 170V171H16ZM26 170V171H25ZM29 170V171H28ZM34 170V171H32ZM39 170V171H38ZM89 170V171H88ZM95 173H94V171ZM107 170H111V171H107ZM117 170V171H116ZM134 170V171H132ZM142 170V171H141ZM37 171V172H36ZM46 171H49L46 172ZM53 171V173H52ZM77 171H81V174L83 173V176L81 174H77V173H80V172H77ZM83 171V172H82ZM87 171V172H86ZM91 171L96 174L97 172V176L94 175L93 173H91ZM113 171L115 173H113ZM119 171V173H118ZM34 172V174H32ZM36 172V173H35ZM44 172V173H43ZM66 172V173H65ZM70 172V173H69ZM76 172V173H75ZM91 173V176L89 175ZM108 172V174H107ZM122 172V173H121ZM131 172V173H130ZM144 172V173H143ZM31 173V174H30ZM38 173V174H37ZM43 173V174H42ZM74 173V174H73ZM89 173V174H88ZM99 173H100V176H99ZM113 173V174H112ZM129 173V175H128ZM134 173V174H133ZM41 174V175H40ZM49 174V175H48ZM53 174V175H52ZM112 174V175H111ZM115 174V175H114ZM118 174V176H117ZM124 174V175H123ZM8 175V176H6ZM9 175H12V176H9ZM32 177H31V176ZM36 175V177H35ZM39 177H38V176ZM45 175V176H44ZM52 175V176H51ZM69 175V176H68ZM74 175V176H73ZM95 177H94V176ZM104 175V176H103ZM123 175V176H122ZM132 175V176H131ZM136 175V176H135ZM142 175V176H141ZM66 176H68L69 178H66ZM72 176V177H71ZM125 176V177H124ZM6 179H4V178ZM13 177V178H11ZM15 177V178H14ZM18 177V178H16ZM38 177V178H37ZM56 178L57 181H62V180H68V182H70L71 185H74V190H69L66 192L65 196H62L61 194L58 195V192L56 191V189H43V191H40L39 190V184L42 179H45V178ZM65 177V178H64ZM71 177V178H70ZM76 178L77 179H73V178ZM79 177V179H78ZM81 177V178H80ZM86 177L88 179H86ZM102 177V178H101ZM109 177H111L109 179ZM117 177L120 179L117 180ZM132 179H129L131 178ZM32 178V179H31ZM41 178V179H40ZM59 178V179H58ZM62 178V180L60 179ZM92 178V179H91ZM101 178V179H100ZM12 179V180H11ZM16 179H19L18 181ZM25 179V180H24ZM30 179V180H29ZM70 179V180H69ZM82 179V180H81ZM94 179L96 180L95 183H94ZM108 179V180H107ZM5 182H4V181ZM16 180V181H15ZM24 180V181H23ZM34 180V182H33ZM75 182H74V181ZM81 180V181H80ZM84 180V181H83ZM86 180V181H85ZM89 180V182H88ZM114 181L111 182V181ZM37 181V182H36ZM76 181H80L79 183L76 182ZM92 181V182H91ZM117 181V182H116ZM4 182V183H3ZM25 182V183H24ZM83 182V184H81ZM85 182L87 184H85ZM106 182H110V183H107ZM116 182V183H115ZM134 182V183H132ZM23 183V184H22ZM90 183V184H88ZM92 183V184H91ZM122 183V184H121ZM21 184V186H20ZM76 184V185H75ZM97 184V185H96ZM99 184V185H98ZM111 184V185H110ZM118 184V185H117ZM126 187H125V185ZM132 184V185H131ZM139 184V185H138ZM24 185V186H23ZM80 185V186H79ZM87 185V186H86ZM94 185V186H92ZM107 185V186H106ZM113 185V186H112ZM124 185V186H123ZM76 186V187H75ZM91 186V187H90ZM98 186H101V187H98ZM102 186L106 187L105 188H102ZM117 186V187H115ZM122 186V187H121ZM47 187V186H46ZM89 187V188H87ZM96 189H99L100 192H97L98 190ZM5 188V187H4ZM80 188H84V189H80ZM87 188V189H86ZM126 188V189H125ZM15 189V190H14ZM18 189V190H16ZM110 189V190H109ZM111 189H114V190H111ZM119 189V192L118 193V190ZM123 189V191L121 190ZM132 189V190H131ZM217 189V190H216ZM2 190V191H1ZM14 190V191H13ZM30 190V188H29ZM48 190V192H47ZM77 190V191H76ZM82 190V192H81ZM96 190V191H95ZM103 190V191H102ZM108 190V191H107ZM5 191V192H4ZM53 191V192H52ZM56 191V193H54ZM78 191H80V196ZM86 191V192H85ZM89 191V192H88ZM93 193H92V192ZM112 191H115V192H112ZM213 191V192H212ZM70 194H69V193ZM91 192V193H90ZM102 192V193H101ZM110 192L107 197V193ZM128 193L126 195V193ZM131 192V193H130ZM68 193V194H67ZM77 193V195H76ZM83 193V194H82ZM85 193V194H84ZM97 193V195H96ZM114 193V196L112 195ZM125 193V194H123ZM218 193V188L214 187L210 192L209 194L205 197L204 199V203L203 205H206L207 207L208 206H211L212 202H213V199L216 197ZM5 194V195H4ZM47 194V195H46ZM73 194V195H72ZM88 194V195H87ZM100 194V196L98 195ZM104 194L105 196H102ZM120 194V195H119ZM70 195V196H69ZM76 195V196H75ZM82 195V196H81ZM91 195V196H90ZM117 195V196H116ZM125 195V197H124ZM262 195H264L263 193L259 194V192L256 193V197L259 199V197L261 198ZM4 196V197H3ZM57 198H56V197ZM61 196V197H60ZM69 196V197H68ZM73 196V197H72ZM78 196V198H77ZM94 196V197H93ZM112 196V198L110 197ZM116 196V198H115ZM259 196V197H258ZM60 197V199H59ZM72 197V198H71ZM76 197V198H75ZM89 197V198H88ZM101 197V198H99ZM107 197V199H106ZM111 199H110V198ZM114 197V198H113ZM119 197V198H118ZM123 197V199L121 198ZM4 198V199H5ZM70 198V199H69ZM75 198V199H74ZM81 198V199H80ZM91 198V199H90ZM126 198V200H125ZM3 199V200H4ZM43 199V201H42ZM51 199V200H50ZM79 199V200H78ZM84 199V200H83ZM90 199V200H89ZM95 199V200H94ZM106 199V200H104ZM109 199L111 201H109ZM115 199V200H113ZM122 199V200H121ZM37 200H38V197H37ZM50 200V201H49ZM66 201V208L67 209H63V207L60 205V201ZM73 200V201H72ZM78 200V201H77ZM83 200V202L81 201ZM125 200V201H124ZM131 200V201H130ZM162 200V199H161ZM161 200L159 199V202H161ZM178 200V201H177ZM262 200V199H261ZM263 200H264V197H263ZM262 200V201H263ZM56 201L57 203L59 204H56ZM80 201V202H79ZM90 203H88V202ZM95 201V202H94ZM108 201V202H107ZM117 201V202H115ZM124 201V202H123ZM51 202H52V205H51ZM77 202V203H76ZM92 202V203H91ZM98 202V206L95 207V205H97L96 203ZM101 202V203H100ZM122 202V203H121ZM132 202L134 203V205L132 204ZM210 202V203H209ZM86 205H84V204ZM95 203V204H94ZM121 203V204H120ZM131 203V204H130ZM75 204H76V207H75ZM82 204V205H81ZM89 204V205H88ZM103 204V205H102ZM106 204V205H105ZM113 204V206H112ZM139 204V205H138ZM52 207H51V206ZM69 205H71L69 207ZM74 205V206H73ZM93 205V206H91ZM117 207L118 211H115L117 210L116 208H112V207ZM125 205L127 206H130L128 207V209L125 207ZM177 205V206H176ZM56 206V207H55ZM83 206V207H82ZM86 206V207H85ZM100 206V207H99ZM110 206V207H109ZM121 207L122 210H121ZM141 206V208H140ZM176 206V207H175ZM47 207V208H46ZM51 207V208H50ZM60 207V208H59ZM74 207V208H73ZM85 207V208H84ZM90 207V208H89ZM99 207V208H98ZM231 202H225L224 204V209L227 213V216H230L229 217V223H228V226H229V229L231 231V233H236V234H233L232 235V239H230L229 241V251L231 252L232 256H230L229 258V261H228V264H264V251H261L259 252L255 257L251 258V259H244V258H238L236 257L235 254H242L243 251L245 252L247 249L251 248V249H256L260 246L263 245L264 243V221H262V225H260V227H255L254 226V219L255 218H258L259 215L260 216H264V213L262 215V212L261 209L259 207H253V209L251 210V212H248L246 213L243 217L241 216L239 218V216H236L235 214L233 215L232 211H231ZM50 208V209H48ZM54 208L57 209V211H52ZM72 208V209H71ZM87 208V209H86ZM95 209V210H92ZM105 208V210H104ZM131 208V209H130ZM136 208V209H135ZM60 209V210H59ZM69 209V210H68ZM77 209V210H76ZM81 209V210H79ZM113 209V210H111ZM115 209V210H114ZM121 211H120V210ZM142 209V210H141ZM49 210V211H48ZM63 210V211H62ZM74 212H73V211ZM85 212H84V211ZM95 211L94 213L91 212V211ZM109 210V211H108ZM111 210V211H110ZM124 210V212H123ZM129 210V211H128ZM174 210V211H173ZM77 211L79 213H77ZM82 212L80 218L77 217L79 216L80 212ZM98 211H100V215L99 213H97ZM103 211V214L102 212ZM144 211V212H143ZM176 211V212H175ZM43 212L45 215H43ZM63 212V213H62ZM76 212V214H75ZM106 212V213H104ZM109 212V213H108ZM114 212V213H113ZM117 212V213H116ZM123 212V213H122ZM131 212V213H130ZM232 215H231V213ZM85 213V214H83ZM89 213H92V214H89ZM111 213V214H110ZM120 213H122L120 215ZM128 213V215L126 214ZM172 213V214H171ZM68 214V215H67ZM88 217H87V215ZM108 214V215H106ZM125 214V215H124ZM230 214V215H229ZM61 215V216H60ZM86 215V216H85ZM91 215V218L90 216ZM95 215V216H94ZM99 217H97V216ZM115 215V216H114ZM123 215V216H122ZM150 215V216H149ZM57 218H56V217ZM64 216V217H63ZM84 216V217H83ZM112 216V218H111ZM118 216V217H117ZM134 218H132V217ZM70 217V218H68ZM81 217H83L81 219ZM94 217V218H92ZM106 219H105V218ZM124 217V218H123ZM150 217V219L148 220V218ZM56 218V219H55ZM73 218V219H72ZM76 218V220H75ZM86 218V219H84ZM103 218V219H102ZM115 218V219H114ZM129 220H127V219ZM59 219V220H57ZM69 219V220H68ZM80 219V220H79ZM89 219V220H88ZM92 219V220H91ZM101 219V220H100ZM109 219V220H108ZM112 219V222L113 224H111L112 222L110 221ZM138 219V220H137ZM57 220V221H56ZM70 224H68L69 222ZM117 220V221H116ZM142 220V223H140ZM47 221V223L45 222ZM82 221V222H81ZM88 221V222H87ZM97 221V222H95ZM103 221V222H101ZM107 221V222H106ZM120 221V222H119ZM54 222V223H53ZM59 222V223H58ZM72 222V223H71ZM76 222V223H75ZM79 222V223H78ZM93 222V225H91ZM111 222V223H110ZM161 222V223H160ZM166 222V223H164ZM170 222V223H169ZM43 223V224H41ZM54 225H53V224ZM65 223V224H64ZM75 223V224H73ZM77 223L79 225V227H77ZM85 223V224H83ZM86 223H91L90 225L89 224H86ZM95 223H97L95 225ZM109 223V224H107ZM128 223H129V226H128ZM150 223H151V226H150ZM46 224H49V225H46ZM51 224V225H50ZM57 224H62L64 226V233H62V235L60 233H56L58 235L55 234V230H56V225ZM68 224V225H67ZM83 224V225H82ZM141 224V225H140ZM172 224V225H171ZM230 224V225H229ZM38 225V226H37ZM41 225V226H40ZM42 225H43V228H42ZM45 225V227H44ZM74 225V226H72ZM113 227H111V226ZM117 225V226H116ZM127 225V226H126ZM146 225H148V227H146ZM155 226L154 227H152ZM166 225V227H165ZM167 225H168V228H167ZM170 225V226H169ZM175 225V226H174ZM51 226V227H50ZM52 226H55V227H52ZM72 226V227H71ZM83 227L80 228V227ZM84 226L86 227H90L92 230H93V235L91 234L90 231H92L90 228H86L85 227V230H84ZM98 226V228H97ZM100 226V227H99ZM105 226V227H104ZM214 236L218 237V236H221L223 234L226 233V224H224L223 221L217 219L216 222L214 223ZM246 226V227H245ZM39 227V228H37ZM46 227H50V228H47L45 230ZM71 227V228H70ZM75 227V228H74ZM104 227V228H103ZM135 227V231L132 230L134 229ZM141 227V228H140ZM244 227V230L242 229ZM40 228L41 229V232H40ZM66 228V229H65ZM77 228V229H76ZM100 228V229H99ZM110 228V229H109ZM114 228V229H113ZM139 228V229H138ZM160 228V229H159ZM167 228V229H166ZM180 228V229H179ZM44 229V230H43ZM54 231H53V230ZM69 229V231H68ZM76 229V230H74ZM82 229V230H79ZM90 229V230H89ZM109 229V230H108ZM112 229V230H111ZM154 229V230H153ZM159 229V230H158ZM35 230V231H34ZM38 230V231H37ZM43 230V231H42ZM52 230V231H51ZM73 230V231H72ZM87 230V231H86ZM89 230V232H88ZM102 230V231H100ZM143 230V231H142ZM149 230V231H147ZM156 230V232H155ZM164 230V231H163ZM186 230V231H185ZM79 231V235L77 234V232ZM84 233H83V232ZM100 231V233H98ZM115 231V232H114ZM118 231V233H117ZM158 231V233H157ZM173 231V232H172ZM179 231V232H178ZM182 231V232H181ZM188 231V232H187ZM221 231V232H220ZM244 231V233H243ZM43 232V233H42ZM44 232H47V233H44ZM68 232V234L66 233ZM71 234H70V233ZM81 232V233H80ZM90 233V234H87ZM102 232V233H101ZM107 232V234L105 233ZM111 232H114L113 234ZM194 232V233H193ZM203 235H201L200 233ZM38 233V234H37ZM53 233V234H51ZM76 235H75V234ZM85 234V236L83 234ZM95 233V234H94ZM184 233V234H183ZM199 233V234H198ZM44 234V236H43ZM65 236H64V235ZM74 234V236H73ZM117 234V235H116ZM140 234V235H139ZM143 234V235H142ZM157 234V235H155ZM160 236H159V235ZM174 234V235H173ZM183 234V235H182ZM186 234V236H185ZM196 234V235H195ZM198 234V235H197ZM37 235V236H36ZM41 237H40V236ZM48 237H47V236ZM50 235V236H49ZM67 235H68V238H67ZM83 235V236H82ZM92 235V236H90ZM115 235V236H114ZM123 235V237H122ZM145 235V236H144ZM152 235V237H151ZM171 236V237H176L178 241L177 244H176V241L175 243H169L165 246L164 243H163V240L162 237L164 236ZM191 235V237H190ZM46 236V237H45ZM88 236V237H87ZM96 236V237H95ZM110 238H109V237ZM129 236V237H128ZM134 236V237H133ZM137 236V237H136ZM150 236V237H149ZM159 236V237H158ZM183 236V237H182ZM233 236H236L233 238ZM62 237V238H61ZM71 237V238H70ZM93 240H91L90 239ZM151 239H149V238ZM156 237L155 241H156V246L153 245V241H154V238ZM178 237H180L181 240H178ZM185 237V238H184ZM45 238V240H44ZM58 238V239H57ZM67 240V242H65V240ZM70 238V239H69ZM76 238V239H75ZM78 238V239H77ZM108 238V240H107ZM138 238V239H136ZM145 238V239H144ZM191 238H194L191 239ZM197 238V239H196ZM51 239L53 241H51ZM57 239V241L55 240ZM73 239V241H72ZM80 239V240H79ZM90 239V241H89ZM119 239V240H118ZM122 239V240H121ZM131 239V241H130ZM141 239V240H140ZM184 239V240H183ZM75 240V241H74ZM114 240V241H113ZM116 240V242H115ZM121 240V241H120ZM198 240V241H197ZM232 240V241H231ZM40 241V242H39ZM48 243H47V242ZM59 241V242H58ZM71 241V243H70ZM78 241V242H77ZM79 241H80V244H79ZM89 242V244L87 245L86 242ZM108 241H110V246L109 244L107 243ZM113 241V242H112ZM139 241V242H138ZM151 244H149V242ZM195 241V242H194ZM44 242V243H43ZM62 242V246L60 245ZM78 245H77V243ZM103 242V244H102ZM193 242V243H192ZM53 243V244H52ZM64 243V244H63ZM67 243H70L71 246L73 244V246H75L73 248H71V246H69ZM106 243V244H105ZM113 243V244H112ZM117 243V244H116ZM124 243V244H123ZM190 243V244H188ZM43 244V245H42ZM67 244V245H66ZM87 245L89 247H86L84 245ZM92 244V245H91ZM139 244V245H138ZM146 244V245H145ZM181 244V245H180ZM195 244V245H194ZM48 245V246H47ZM54 245V246H53ZM64 245V246H63ZM100 245V246H99ZM102 245V246H101ZM112 245V246H111ZM145 245V246H144ZM41 246V247H40ZM46 246V247H45ZM77 246V247H76ZM93 246V247H92ZM108 248H107V247ZM118 246V248H117ZM127 246V247H126ZM140 246V247H139ZM155 246V247H154ZM168 246V247H167ZM184 248H183V247ZM186 246V247H185ZM206 246V248H205ZM53 247V248H52ZM55 247V248H54ZM68 247V248H66ZM78 247H80L79 249H77ZM86 247V248H85ZM104 247H105V250H104ZM116 247V248H115ZM151 247V248H150ZM178 247V248H177ZM50 248V250H49ZM63 248V249H61ZM66 248V249H65ZM85 250H84V249ZM90 248V250H89ZM93 248V249H92ZM97 248V249H96ZM114 250V253L113 250ZM123 248V249H122ZM128 248V249H127ZM146 250H144V249ZM150 248V249H149ZM171 248H175V249H172V254H171ZM177 248V249H176ZM44 249V250H43ZM47 252H46V250ZM73 249V251H72ZM81 249V250H80ZM88 249V250H87ZM92 249V250H91ZM139 249V250H138ZM149 249V250H148ZM211 249V250H210ZM245 249V250H244ZM53 250V251H52ZM58 250V251H57ZM62 250V251H61ZM70 250V251H69ZM75 250V251H74ZM80 250V252H79ZM94 250V251H93ZM102 250V252H101ZM107 250V251H106ZM112 250V251H111ZM152 250V251H150ZM180 250V251H179ZM72 253V254H70ZM72 251V252H71ZM77 251V252H76ZM83 253H82V252ZM98 251V252H97ZM130 251V252H129ZM41 252V253H39ZM74 252V254H73ZM80 254H79V253ZM88 254L89 255H86L85 257V254ZM92 252L95 254H92ZM106 252V253H105ZM111 252V254H110ZM132 252V253H131ZM134 252V253H133ZM143 252V253H141ZM183 252V253H182ZM242 252V253H241ZM61 253V254H60ZM63 253V254H62ZM77 253V254H76ZM99 253V254H97ZM140 253V255H142L140 257V255L138 254ZM192 253V254H191ZM52 254V255H50ZM59 254V255H57ZM71 256L69 257L68 256ZM79 254V255H78ZM84 254V255H83ZM101 254V255H100ZM104 254V256H103ZM106 254H108L106 256ZM130 254V255H129ZM136 254V255H135ZM146 254L148 256H146ZM167 254H168V257H167ZM42 255L43 258H42ZM56 255V256H55ZM75 255V256H74ZM84 258H80L79 256L83 257ZM91 255V256H90ZM150 255V256H149ZM182 255V256H181ZM40 256V257H39ZM49 256V257H48ZM65 258H64V257ZM73 256V258H72ZM77 256V257H76ZM100 256H103V257H100ZM143 256H146V257H143ZM191 256V258H190ZM193 256V258H192ZM195 256V257H194ZM234 256V257H233ZM51 257V258H50ZM79 257V259H78ZM99 257V258H98ZM106 257V258H105ZM132 257V258H131ZM170 257V258H169ZM42 258V259H41ZM97 258V259H96ZM141 261H139V259ZM198 258V257H197ZM48 259V260H46ZM67 261H66V260ZM101 259V260H100ZM103 259V260H102ZM107 259H108V262H107ZM50 260H52L50 262ZM66 263H65V261ZM70 260V261H69ZM83 260V261H81ZM88 262H91V263H88ZM95 260V261H94ZM137 260V261H136ZM185 260V261H184ZM46 261V262H45ZM63 263H62V262ZM69 261V262H68ZM94 261V262H93ZM99 261V262H98ZM104 261V262H103ZM132 261H134L132 263ZM78 262V263H76ZM124 262H122L123 264H125ZM141 262V263H140ZM143 262V263H142Z\"/></svg>", "mask_w": 264, "mask_h": 264}]
</instances>
